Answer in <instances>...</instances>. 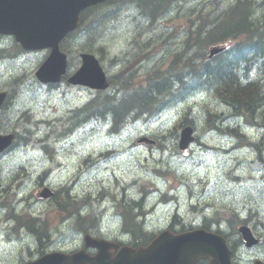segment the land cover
Listing matches in <instances>:
<instances>
[{
  "label": "rangeland",
  "instance_id": "obj_1",
  "mask_svg": "<svg viewBox=\"0 0 264 264\" xmlns=\"http://www.w3.org/2000/svg\"><path fill=\"white\" fill-rule=\"evenodd\" d=\"M213 1H216V5ZM246 2L251 7L249 18L255 21L254 27L259 28L255 30L261 32L264 29V0ZM169 4L170 11L158 19L143 17L137 7L130 6L106 21L105 26L101 22L95 23L99 24L101 33L90 44L84 43L86 38L81 41L73 36L69 42V49L72 50L69 60L71 66L80 65L76 54L79 55V42H82L83 48L89 45L92 48L99 47L97 50L102 57L97 55L103 60L107 72L113 76H118L117 71L126 67L128 60L132 61V56H140L142 60L137 65L135 79L136 82L144 83L145 78L142 77H146L149 71L151 77L158 69L167 70L173 59L178 60L183 51L184 56L192 54L194 59L197 54L200 60L203 51L199 49V42V46L194 44V38L197 37L195 31L207 23L205 11L215 6L211 10L212 18L209 17L213 19V15L216 17L224 10L223 5L233 6L235 0H177ZM95 24L89 26L92 36ZM199 37H204V34ZM12 42L3 40L1 43L9 46ZM206 44L207 48L203 49L208 51L210 44ZM146 53L149 57L144 56ZM48 54L47 51L39 50L22 54L13 61L6 60L11 58V54L5 60L1 58L0 86L4 87L15 75H24V84L20 88V101L15 106L21 108L16 114L11 111L12 114L7 112L4 115L8 122H4L2 127L0 121V133H23L27 126L26 118H30L34 128L38 125L41 129L36 133L44 134L43 131L49 126L45 127L43 122L38 124L37 121L61 118L69 113L73 118V128H80L59 143L49 141L52 148L58 147L53 159L32 143L27 146L17 144L13 150L0 155V264H25L39 256L37 249L46 241L38 234L41 233L39 226H35L36 233L26 226L16 228L18 222L8 217L10 213H30L38 216L41 223L46 222L51 240L54 241L48 248H77L84 243L83 236L75 227V218L65 219V212L57 207L52 198L42 199L37 195L45 186L56 192L58 203L63 207L61 209L74 205L78 197L87 196L88 206L80 211L79 207L75 210L77 222L87 221V214L94 213L104 225L109 238L122 230L123 214L122 208L117 206L119 203L133 207L131 212L135 213L136 222L139 211L143 215L145 229L155 233L172 223L176 208L182 214L177 229L182 228L183 224H198L203 218L205 202L213 206L215 202L219 210L226 212L238 210L241 216L249 214L252 208L257 211L255 214L261 216L259 221H264V177L260 178L264 175V167L254 158L255 154L251 150L256 145L260 147L264 144V101L255 107H252L253 104L249 107L240 104L232 106L223 102L218 94L219 101L216 100L206 87L199 90L191 88L185 94L182 93L185 91H181L175 101L172 100L174 97H170L163 104L162 100L167 98H162L160 110L155 115L162 108L164 111L154 118H148L151 116L147 111L148 103L145 111L134 109L129 113L128 122L115 131L110 128L113 119L106 100H101L103 102L100 101L99 106L104 108L110 121L98 123L92 114L82 113V108L91 98L89 91L72 92L66 86L49 90L41 85L35 72ZM171 69L172 74L178 70L175 64ZM261 80L264 86V78ZM122 81L126 84L123 97L135 85H131L129 80ZM177 85L180 86L181 82ZM208 85L206 82L205 86ZM181 100V103H174ZM75 105L81 107L72 109ZM237 114L242 115L240 119L232 117ZM223 121L226 134L222 136L215 126L221 125ZM194 122L198 126L197 142L190 153L183 156L178 150L180 127L192 126ZM31 124L29 127L32 129ZM242 129V136L233 138ZM25 136L21 135L20 140ZM44 137L48 139L49 135L45 134ZM141 137L149 139L152 144L139 142ZM239 140L252 143L253 147L235 148L239 146ZM208 145L227 149L234 147L227 153L223 150L208 152L205 150ZM248 157L252 161L247 160ZM79 163L83 164L80 170L77 168ZM234 165L238 168L235 173L240 177L233 179L229 170ZM165 193L174 196L169 198L170 203L162 202ZM213 211L210 209L209 213ZM261 230L264 232V227ZM242 252L246 257L245 264H249L255 255L264 256V245L251 252L243 247Z\"/></svg>",
  "mask_w": 264,
  "mask_h": 264
},
{
  "label": "water",
  "instance_id": "obj_2",
  "mask_svg": "<svg viewBox=\"0 0 264 264\" xmlns=\"http://www.w3.org/2000/svg\"><path fill=\"white\" fill-rule=\"evenodd\" d=\"M102 0H0V32L16 34L31 48L52 47V54L39 70L40 77L56 78L66 66L65 55L58 50L63 36L80 22L79 12L82 8ZM85 66L71 80L73 83H88L104 86V74L98 61L91 55L84 54ZM2 98V96H0ZM191 129L182 133L181 147H187L192 141ZM12 136H0V151L12 140ZM45 190L42 196H49ZM248 244L252 241L247 236ZM87 245L96 246L99 254L90 258L94 264H193L200 257H214V264H232L231 251L224 237L203 229L173 234L164 231L149 246L140 250L122 247L117 257L111 258L108 249L117 244L106 240L91 239L87 236ZM60 255V254H59ZM45 256L34 264L70 263L74 257L61 258L56 255ZM76 263L89 264L88 259L77 257Z\"/></svg>",
  "mask_w": 264,
  "mask_h": 264
},
{
  "label": "trees",
  "instance_id": "obj_3",
  "mask_svg": "<svg viewBox=\"0 0 264 264\" xmlns=\"http://www.w3.org/2000/svg\"><path fill=\"white\" fill-rule=\"evenodd\" d=\"M140 1L149 4V9H148L149 12L145 16L143 14L141 15L143 17H151V19L154 20V18L157 16L159 12H164L166 9L171 7L169 3L177 0H140ZM215 2L216 1H213L214 4ZM213 7L215 6H211L207 11H205L204 18H206L207 23L202 25V27L199 28L198 31H195V33H197L198 35L197 37L194 38V44L198 45L197 43L199 42L201 44L199 49L205 46L208 40H210L212 34H215V42H220L228 38L229 37L228 34L232 32H236V31L238 32L247 29L249 30L250 27H254L253 21H251V19L249 18L252 14L249 13L251 7H249V4L244 3L242 0H235V4L233 6L226 7V5H223L224 10H222L218 15H216V17H214L215 15H213V19H211L212 18L211 10L213 9ZM116 10H114L113 12H115ZM220 19L222 20V23L218 25L217 21H219ZM98 25L99 24H95L94 37L97 34L101 33V29H98L99 28ZM220 30L221 32H223L222 36ZM204 32L206 33V36L202 38L199 37ZM87 33L88 35L90 34V29L88 27H87ZM262 35L263 34H261V36ZM250 44H252V42H249L248 36H246L241 42L236 44L235 47L238 46L245 47V46H249ZM230 53H231L230 59H232L234 57L233 55L234 49H232ZM188 56L189 55H185L184 59H187ZM198 59L199 56L197 54L194 56V59L190 58V61L187 64V69H189L188 72L191 75V77L194 79L205 78L206 80L196 81L193 84L192 88L199 90L206 87L208 91L213 92L216 99L218 94L223 102L228 104L230 103L232 106L240 104L249 107L253 104L252 107H255L257 103L258 104L263 103L262 101L264 97V86L260 78H257L255 81L252 79L250 83L243 85L242 82L239 83L237 78L238 77L236 73L237 67H234L236 66V63L233 65V67H229L230 59H227V63H226L225 61H220L219 57L217 56L215 57V59L208 60L203 64H201V62ZM172 63L169 65L168 70L156 71L153 73L151 77H150L151 73L149 71L147 78L148 83L145 87L133 91L129 90V92L125 93L123 97L122 95H116L115 97L106 100L110 113L114 116L116 126L122 125L127 120L129 113L133 111L135 108L140 107V104L137 101L143 98L142 97L143 91L149 94L148 96H145L146 97L145 104L148 102V106H149L148 112H150L151 115H155L160 110V105H159L160 100L162 98H167L166 100H162L164 101L163 102L164 104L165 101H167L170 98V97L168 98L170 92L175 87L179 86L177 84L181 82L182 85V83L185 82L183 77L186 75V73H184L183 71L182 72L180 71V73L178 74V78L180 79V82L175 81V77L177 75L178 70L172 74V69H171ZM157 73L162 75V77L159 76V74ZM168 73L172 75H169ZM122 80H128V79L127 78L121 79L120 86L122 88H126V84ZM206 82L209 83L208 86H205ZM150 83L152 85L154 84L153 90H151L152 85ZM186 92H182V93L185 94ZM179 96L180 93L177 96H175L174 99L179 98ZM101 100H105V98H102ZM143 100H145V98ZM217 100L219 101V99ZM102 102L103 101H101V103ZM134 102H137L136 105L135 104L133 105ZM99 103L100 101H98L97 104ZM111 103L114 104L116 103L117 105H109ZM99 108H100L99 110L100 114L107 115L104 112L105 111L104 108L100 106ZM67 201L68 199L65 202ZM141 224H142L141 222L140 223L136 222L134 216L126 217V225L127 227L129 226L132 236L134 237V241L132 242V244L133 246L136 247H139L142 244L149 243L153 238L152 235L150 236L147 232H145L143 225ZM32 227L34 226H31L30 229H32Z\"/></svg>",
  "mask_w": 264,
  "mask_h": 264
},
{
  "label": "bare ground",
  "instance_id": "obj_4",
  "mask_svg": "<svg viewBox=\"0 0 264 264\" xmlns=\"http://www.w3.org/2000/svg\"><path fill=\"white\" fill-rule=\"evenodd\" d=\"M242 1L244 3L248 4V2H246V0H242ZM253 22H255V21H253ZM217 23H218V21H217ZM221 23H218V25H220ZM255 29L258 30L259 28L257 26H255V27H250L249 30L247 29V30L238 31V32L236 31V32H232V33L228 34L230 38L228 37L225 40H222L220 42H226V40H229V41H232L233 44L228 46V47H226V49H224V50H219L216 47L214 48L212 46H209V50L207 51V49H203V48H207V46H208V45L205 44V46L203 48H201L202 51H203V54H202V58H200L199 61L201 62V64H203L204 62H206L208 60L215 59V57H217V56L219 57L220 61H227V59H230L231 50L234 49V54H233L234 57L232 59H230L229 67H233V65L236 63V66H234V67H237L236 73L238 75L237 78L239 80V83L242 82V84L244 85V84L250 83L252 81V79L254 81L257 78L263 79L264 78V49H263V47H264V29H261V32H257ZM220 32H221V30H220ZM203 34H204V37H205L206 33L204 32ZM261 34H263V35L261 36ZM222 35H223V32H221V36ZM246 36H248V41L252 42V44H250L249 46H245V47H239V46L235 47L236 44L241 42ZM191 39H192V37H191ZM237 50H238V52H237ZM183 53H184V51L180 53L178 60L173 59V61H172V62H175V63H172V65L175 64L176 65V69H178L177 75L175 77V81H177V82H180V79L178 78V74L180 73V71L181 72L183 71L184 73H186V75L183 77L184 81L187 80V79L188 80L192 79L191 75L188 72L189 69H187V64L189 63L190 58H192L193 56H192V54H190L187 59H184L185 57H184ZM185 55H187V54H185ZM158 70L160 71L161 69H158ZM161 71H165V70H161ZM115 78L111 79L110 84H111V89L113 88L114 84H115V86H117L116 89L113 88L109 93H108V91L104 92V93H100L101 99L105 98V100H108L109 98L115 97L116 95H122V93L124 91L123 88L120 86L122 78H124V79L127 78L130 81V83H131V79L129 77L125 76V75L118 76V80H115ZM261 81H259V82H261ZM131 85H132V83H131ZM151 87H152L151 90H153V85ZM139 88H142V87H138V86H133L132 87L131 86L130 90L133 91V90H136V89H139ZM115 92H117V94ZM210 92H212V91H210ZM148 95H149L148 93H145V91H143V95H142L143 98L141 100L137 101V102H139L140 107L135 108V109L140 110V111H145L146 110V104L148 102L145 104V102H146V97L145 96H148ZM144 98H145V100H143ZM101 99H100V101H101ZM177 99L178 98H175V99L172 98V100H174V101L177 100ZM137 102H134L133 105L134 104L136 105ZM90 104H91V102H90ZM241 116L242 115H232V117H236V118H239V119L241 118ZM108 117H109L108 115L100 114L98 119H95V120H97L98 123H101L102 120L109 122L110 119H108ZM229 117H231V116H229ZM128 118H130V117L128 116ZM128 118L122 125L116 126L115 125L114 116L112 115L113 121H112L110 126L115 131H118V130H120L123 127V125L126 122H128ZM120 120H119V123H120ZM225 121H223L221 125L215 126V128H219V133L222 136L224 134H226V130H224L225 127L222 126V125H224ZM233 126L237 127L235 124ZM190 127H191V125H181L180 128H182V130L180 132L183 133L184 130L191 129ZM79 128L80 127L77 126V129H79ZM212 129L214 130V127ZM243 131L244 130L242 129V130H239L235 135L233 134L234 135L233 138H240L242 136ZM195 137H196V134H195ZM141 140L147 141L149 139H145V137H141L138 141L140 142ZM194 140H195V143H196L197 142L196 139H194ZM178 141H179L178 150H180L181 141L179 140V135H178ZM239 142L241 143V140H239ZM240 143L238 144L239 146H236L235 148H241L240 147ZM248 144L253 145L252 143H248ZM233 147L231 146V149H233ZM242 148H243V146H242ZM231 149L223 148L221 146H217L215 148L213 145H208L205 148V150L208 151V152H210V151L219 152V150H223L226 153L227 152H231ZM254 151H256L257 153L264 154V144L262 146H260V147L256 145V147H254ZM96 152H95V154H96ZM263 177H264V175L262 174L260 178H263ZM44 188L49 189L50 191L54 192V190L51 189L50 187L45 186ZM54 193H56V192H54ZM70 205H68V206H70ZM59 207L63 208L61 206H59ZM16 222H18V221L16 220ZM137 223H138V221H137ZM31 226H34V227H32V231L31 232H35L36 233L37 229H36L35 226H40V225L39 224H32ZM31 226L28 225L29 228ZM20 227H23V224L18 222V224L16 225V228H20ZM38 234L40 236H42L43 238H46V241L43 244H41L39 247H45L50 242L48 233L44 232V233H38Z\"/></svg>",
  "mask_w": 264,
  "mask_h": 264
},
{
  "label": "flooded vegetation",
  "instance_id": "obj_5",
  "mask_svg": "<svg viewBox=\"0 0 264 264\" xmlns=\"http://www.w3.org/2000/svg\"><path fill=\"white\" fill-rule=\"evenodd\" d=\"M118 76H123L118 75ZM118 76H112V79ZM113 84V83H112ZM117 86H115L114 84V89H116ZM104 93V92H101ZM101 96L100 94H98V97L94 100L86 104V106L84 108H82V113L87 112L88 114H92L93 117L95 119H98L100 113H99V104L98 101H100ZM79 111L75 112V115L78 114ZM196 139V137H195ZM224 139L222 138V141ZM197 141V139H196ZM250 147L252 148L253 145L248 144L247 142H241L240 143V147ZM236 147V146H235ZM93 157V156H92ZM57 195V194H56ZM213 206L212 204H206V206ZM260 222V224H259ZM227 227L229 226L228 223L225 224ZM247 225L251 228L252 232L254 233V235L256 236L257 239H259L258 241V245L257 246H253L251 248H246V250L248 249V251H254V250H258L260 247H262L264 245V232L261 230V228L264 227V221H259L257 219V222H255L253 220V218H247ZM217 226V230L220 233H224V235L228 238L230 245L232 246L233 249V257H234V264H245V260L246 257L244 256V252H242V248L246 247L245 244L243 243V239L242 236L240 235V233L238 234H233L232 232H230L231 228L229 229H225L223 226L224 224H220V225H216ZM209 228H212V226H209ZM226 233V234H225ZM229 233V234H228ZM260 258V260H262V262L264 263V256L263 255H255V257H253V259L251 260V262L249 264H253L254 261L258 260ZM198 264H211V260L210 259H205V260H201Z\"/></svg>",
  "mask_w": 264,
  "mask_h": 264
}]
</instances>
